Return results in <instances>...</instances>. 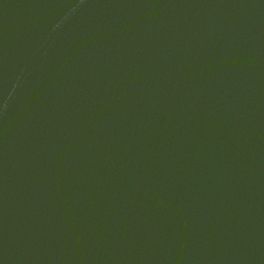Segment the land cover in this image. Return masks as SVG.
<instances>
[{"label": "water", "instance_id": "1", "mask_svg": "<svg viewBox=\"0 0 264 264\" xmlns=\"http://www.w3.org/2000/svg\"><path fill=\"white\" fill-rule=\"evenodd\" d=\"M0 264H264V0H0Z\"/></svg>", "mask_w": 264, "mask_h": 264}]
</instances>
